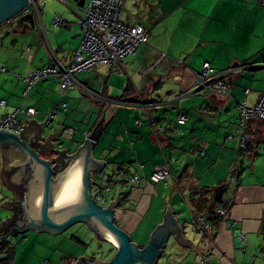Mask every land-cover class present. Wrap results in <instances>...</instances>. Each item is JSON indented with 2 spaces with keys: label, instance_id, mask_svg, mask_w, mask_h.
Masks as SVG:
<instances>
[{
  "label": "crops",
  "instance_id": "0c3cea01",
  "mask_svg": "<svg viewBox=\"0 0 264 264\" xmlns=\"http://www.w3.org/2000/svg\"><path fill=\"white\" fill-rule=\"evenodd\" d=\"M72 1L68 4L67 0H52L57 6L49 8L45 20L40 12L44 35L35 31L34 36L26 38L27 50L31 52L27 59L18 55V39L12 38L11 46L6 38L10 30L23 33L25 22L20 19L16 25L10 20L0 25V54L4 48L10 52L0 59L4 76L0 101H5V105L0 106L3 109L0 119L18 106L24 110L35 107V115L23 113L20 119L23 130L28 121L41 125V144L50 139L54 146L50 153L38 150L45 159L57 158V152L67 156L76 154L104 119L91 151L95 161L103 162L102 172L92 173V194L103 206L116 202L120 193L125 194L123 201L116 202L115 222L141 248L149 243L156 228L165 223L168 211L173 214L177 227L182 229L180 236L193 246L180 243L171 231L165 250L167 247L170 250L178 248L184 254H195L202 259L210 247H214L210 264H222L228 253L235 257L240 250L235 238L237 231L246 232L247 244L250 236L263 237L264 178L259 175L264 166H258L264 165V156L259 152L264 149L262 129L258 123L253 125L251 143L241 154L240 130L234 138L225 133L239 125L238 113L234 111L238 102L246 100L253 105L264 92V0H125L121 20L127 25L148 29V43L142 45L135 56L123 60L124 71L121 73H113L106 64L77 73V85L68 90L67 108H63L60 103L64 98L57 80L45 79L24 96V78L54 60L63 65L73 60L83 40L81 19L90 0ZM57 17L63 19L60 26L55 25ZM205 62H209L216 72L243 67L225 79L231 96L190 93L197 86V73ZM3 67L5 71H2ZM247 88L251 92L246 95ZM185 93L190 94L182 96ZM105 108L111 112L110 117L103 112ZM55 109L56 115L51 118ZM169 109L176 115L169 116ZM181 113L187 115L184 124L177 123ZM224 135L227 141L233 140V145L224 149L229 153L213 148V144L199 151L194 149L199 139H220ZM0 150L3 154L2 161L0 158V195L3 203L15 202L19 196L13 187L3 182V166L23 164L24 158L21 154ZM242 154L251 170L245 171V167L238 164V189L221 202L230 209L231 218L218 220L212 244L191 224L195 213L207 211H198L192 206L191 191L202 192V195L214 192L216 199L218 191L213 187L220 179L228 178L235 165L237 167L233 164L234 158L240 159ZM216 156L222 161L220 169L212 166ZM164 163L169 165L172 178L153 183L152 173ZM109 164L115 165L116 171H110L112 175L107 174ZM132 175L140 176L141 181L129 183L128 177ZM97 179H100V185L96 184ZM105 182L110 183L111 191H104ZM121 184H125V189H119ZM99 193L107 197V203L97 200ZM5 207L9 211L8 218L16 214L12 205ZM20 216L18 213V218ZM3 240L7 238L0 239ZM103 242L117 251L112 243ZM79 258L66 264L75 263Z\"/></svg>",
  "mask_w": 264,
  "mask_h": 264
},
{
  "label": "water",
  "instance_id": "95a60500",
  "mask_svg": "<svg viewBox=\"0 0 264 264\" xmlns=\"http://www.w3.org/2000/svg\"><path fill=\"white\" fill-rule=\"evenodd\" d=\"M29 4L30 0H0V25L23 15ZM20 19L33 25L31 14H24ZM104 123L102 119L76 154L67 156L64 152H57L59 156L53 159H45L38 152L50 153L54 149L50 139L45 144L40 143L41 125L28 121L19 135L0 127V148L24 158L23 164L3 166V182L13 187L19 200L3 204L12 205L16 214L1 223L0 239L29 229L56 235L83 223L96 238L117 248L108 261H89L87 257H80L72 264H157L171 231L180 243L193 246L180 236L182 229L177 227L173 214L168 211L165 223L156 228L149 243L141 248L115 222L116 202L103 206L93 197L92 173L100 174L103 162L95 161L91 151ZM222 196L217 192L216 201L221 203Z\"/></svg>",
  "mask_w": 264,
  "mask_h": 264
},
{
  "label": "built area",
  "instance_id": "2783aa9c",
  "mask_svg": "<svg viewBox=\"0 0 264 264\" xmlns=\"http://www.w3.org/2000/svg\"><path fill=\"white\" fill-rule=\"evenodd\" d=\"M125 4V0H90L87 7L84 8V17L81 19V25L84 31L83 40L76 51L73 60L68 65H63L61 62L54 60L50 65H44L31 71L25 78L26 88L24 96H27L33 88L41 81L54 78L60 84L61 94L66 95V92L77 85L75 75L80 72H88L94 69L99 64H106L110 67L113 73H121L124 71L123 60L126 57L135 56L142 45L149 41L150 31L141 26H130L121 20V13ZM40 16L39 8L35 0H30L29 6L23 14L31 13L34 8ZM63 19L57 17L55 25L60 26ZM243 67L237 66L225 71L216 72L209 62L203 64V68L197 73V86L191 91V94H218L231 96L228 90L226 77L240 71ZM6 69L3 67L2 71ZM83 88V87H82ZM84 90H87L83 88ZM89 92V90H87ZM251 92L250 88L245 89L247 95ZM91 93V92H90ZM185 93L182 96L189 95ZM181 96V97H182ZM5 105V101H0V106ZM63 108H67V103L61 104ZM238 118L240 127V147L239 151L245 152L247 143L251 140V130L254 123L261 124L264 133V92L260 93L255 104L250 105L246 100L238 102ZM35 115V107H28L25 110L19 106L11 113L5 114L0 119V127L6 131L15 134H21L23 130V122L20 115ZM56 115V109L52 111L51 118ZM187 122V115L181 113L177 118V123L184 124ZM140 125V122H136ZM153 125L156 121L153 120ZM164 130L163 127H161ZM231 138V136H229ZM237 169L233 170L226 179L234 190L238 189ZM124 176V172L120 173ZM172 178V173L167 163L157 167L151 175L153 183L167 182ZM141 181L138 175L128 177V182L137 184ZM104 191H111L109 182L103 185ZM97 200L101 203H107L108 199L102 193H99ZM124 193H120L116 202L123 201ZM212 215L220 219L230 220V209L219 202L211 210ZM193 224L198 231L205 235L210 243L213 244L214 236L216 235V224L209 219L208 215L203 213H195L192 217ZM235 238L238 242V247L242 250L246 249L247 234L243 230L236 232ZM214 247H210L201 262L210 264Z\"/></svg>",
  "mask_w": 264,
  "mask_h": 264
},
{
  "label": "rangeland",
  "instance_id": "374dc122",
  "mask_svg": "<svg viewBox=\"0 0 264 264\" xmlns=\"http://www.w3.org/2000/svg\"><path fill=\"white\" fill-rule=\"evenodd\" d=\"M35 1L44 20H45V16L49 15L50 13L49 8L54 9V7L57 6V4H55V2H52V0H35ZM67 2H69L68 4L73 3L72 0H67ZM51 3L54 6H52ZM61 4L67 6V3L63 2ZM23 15H19L17 18L12 19L14 21L12 20L11 21L16 23L17 25L20 21V18ZM31 15L33 16V20H32L33 25L29 21H23L25 22L26 25V29L24 30L23 33H19L18 30L15 29V30H10L11 32L6 36V38H9L10 40L9 45L11 46H12L11 39L12 38L18 39V41L20 42V44L17 47V49L19 50L18 55L23 59L29 58V55L31 54V52L27 50L28 44L26 43L27 41L26 38L27 37L31 38L32 36H34L35 31H41V33L44 35V31L41 27L42 23L35 8L31 12ZM6 29H9V27H6ZM9 53H10L9 50L7 48H4L0 54V59L8 56ZM2 65L3 63H0V68ZM228 77H232V75H229ZM3 83H4V76L0 70V87L1 84ZM67 93L68 94H66L65 96L60 94L61 97L64 98L62 103L66 102L65 97L69 99L70 91H68ZM1 94H2V88H0V96ZM171 111L172 109H169V116L176 115V113L175 114L171 113ZM234 111L238 113V107L236 108V110L234 108ZM103 112H106L107 116L110 117L111 112L108 110V108H105ZM2 114H3V109L2 107H0V116ZM74 128H76L77 130L76 126H74ZM238 130H240L239 125L237 128L233 130H229L225 134L232 135L234 138L235 136L236 137L238 136L239 134ZM225 137L226 136L224 135L222 138L220 137V139L215 137H212V139H210L209 137L204 140L199 139L197 140V143H195L194 149H196V151L197 150L199 151V149L201 148L206 149L207 145L213 144V148L215 149L228 150V148L233 145V140L227 141ZM226 152L229 153V151ZM259 152L264 156V149H262ZM2 155H3L2 150H0L1 161H2ZM243 155L244 154H242L240 159L234 158L235 162H233V164H237V166L238 164L243 165V167H245V171L251 170V168L247 164V159L245 158V156L243 157ZM212 160H213L212 166L216 169H220L222 165L221 158H217L216 156L215 158L213 157ZM111 165L109 164V167L107 168L108 169L107 174L109 175L111 174L110 171L112 173L116 171L114 169L115 165L113 164ZM258 166H264V165L259 164ZM235 168L236 165L233 170H235ZM259 176H260L259 178H264V171H262V173ZM100 183H101L100 179H97L96 184L100 185ZM119 189H125V184L124 185L121 184L119 186ZM213 190L222 193L223 200H226L230 195H233L234 188L232 185L228 183L227 180L220 179L219 181H217L215 187H213ZM2 198L3 197L0 195V219L1 218L5 219L8 218L9 215L7 214L9 211L3 205L4 200ZM4 219L0 220V224L3 222L2 220ZM7 241L13 247L15 252V258L13 264H66L82 256L91 259L96 258L102 260H109L116 253V250L109 243L97 239L94 236L93 232H91L83 223H77L56 235L49 232H36L33 229H29L24 232H18L15 235L12 234L8 236ZM171 246L172 245H169V247ZM188 254L189 253L184 254L178 248L170 250V248L167 247L164 255L161 257L158 264H203L201 262V259L197 257L195 254L191 256ZM213 255L214 253L212 254V257ZM188 257L189 259H187ZM224 257L225 259L222 261V264H233L234 261H236L237 264H264V236L263 237L260 236L256 238L250 236V240L248 241L246 250H242V249L238 250L235 257L231 253L224 255Z\"/></svg>",
  "mask_w": 264,
  "mask_h": 264
},
{
  "label": "trees",
  "instance_id": "16d2710c",
  "mask_svg": "<svg viewBox=\"0 0 264 264\" xmlns=\"http://www.w3.org/2000/svg\"><path fill=\"white\" fill-rule=\"evenodd\" d=\"M210 95H216V94H210ZM254 123L253 125H255ZM259 124V123H258ZM261 127V124H259ZM253 127V126H252ZM262 129V127H261ZM263 133V131H261ZM264 135V133H263ZM252 138V135H251ZM252 140V139H251ZM251 140L247 143V149L251 143ZM245 150V152L247 151ZM240 154L243 153L242 151H239ZM235 169H237V175L239 179V172L240 169L237 166ZM190 202L192 206L198 210V211H203L207 210L206 212H197V213H203L208 215L209 219L213 220L215 224L218 222L220 219L219 217L213 216L211 210L213 207L218 204V202L215 199V193L212 192V194H203L202 192H196V191H191V199ZM221 204V203H220ZM3 255V256H2ZM15 258V252L13 247L10 245V243L7 240L0 241V264H13ZM69 263V262H68Z\"/></svg>",
  "mask_w": 264,
  "mask_h": 264
}]
</instances>
